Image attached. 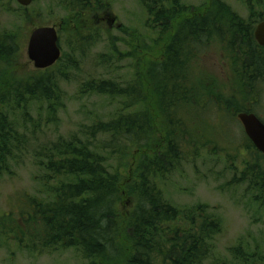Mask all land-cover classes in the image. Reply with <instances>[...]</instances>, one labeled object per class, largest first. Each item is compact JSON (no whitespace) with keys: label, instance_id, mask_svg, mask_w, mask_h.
<instances>
[{"label":"trees","instance_id":"obj_1","mask_svg":"<svg viewBox=\"0 0 264 264\" xmlns=\"http://www.w3.org/2000/svg\"><path fill=\"white\" fill-rule=\"evenodd\" d=\"M59 1L74 36L73 48L84 52L101 36L89 19L102 3ZM139 2L146 15L145 28L162 34L157 41L160 58L142 68L143 77L134 64L138 74L132 83L91 78L80 84V94L117 98L120 103L112 118L85 127L81 136L59 139L35 151L45 197L23 195L17 221L10 213L0 218V231L21 247L72 249L88 264H204L215 251L220 220L204 206L184 211L170 205L157 180L164 181L177 169L189 147L225 151L212 136L199 142L190 123L217 115L216 121L228 128L241 112L260 118L252 105L264 90V47L253 36L254 25L262 21L254 10L261 0H243L246 20L220 0L207 8H189L179 0ZM213 39L224 45L229 60L232 85L227 96L205 86L207 77H193L189 70L195 52ZM17 53L15 34L0 31V176L9 171L14 154L26 148L17 120L23 122L35 106L46 104V113L53 116L62 105L58 77L65 79L66 73L55 68L59 60L46 70L15 76L11 67ZM101 56L97 62H108ZM149 107L162 119L164 135L158 141ZM242 139L235 151H245L250 158L243 161L239 178L264 197V156L243 131ZM132 151L140 156L123 182L117 167ZM124 196L132 203L125 218L120 213ZM229 253L241 264L260 263L257 254L246 255L238 245Z\"/></svg>","mask_w":264,"mask_h":264},{"label":"rangeland","instance_id":"obj_2","mask_svg":"<svg viewBox=\"0 0 264 264\" xmlns=\"http://www.w3.org/2000/svg\"><path fill=\"white\" fill-rule=\"evenodd\" d=\"M99 1L102 9L90 15L89 25L96 27L101 36L84 52L73 48L74 36L64 22L66 10L62 4H58L59 0H34L27 8L19 6L15 1L3 0L0 3V31L13 32L17 39L18 53L11 72L15 76H26L46 70L35 69L28 59V38L35 28L54 26L61 52L59 64L55 68L60 67L66 73L65 79L56 75L60 78L59 88L63 97L61 107L53 116L46 113L44 104L33 107L36 109H32L23 122L17 120V129L25 137L23 145L26 148L14 154L9 171L0 176V218L10 213L14 221H17L23 195L43 198L45 190L40 183L42 171L34 161V153L39 151V147L72 135L79 137L85 127L107 121L116 113L119 99L80 94V84L91 78L110 79L123 85L132 83L138 73L143 77L142 68L146 69L152 61L160 58L157 41L162 34L145 28L146 15L139 0ZM179 1L189 8H207L214 0ZM220 1L229 5L241 18L247 19L248 12L243 6V0ZM255 9L264 20V0ZM130 47L137 50L132 51ZM224 51V45L218 39L211 40L204 50L195 52L189 70L193 77H207L205 86L215 90L218 95L227 96L232 85V79L229 80L232 75ZM101 55L108 62H97ZM134 64L138 69L137 74ZM255 97L257 103L252 106L260 118H264V90ZM149 110L155 118L154 140H161L164 135L162 119L157 117L152 108L149 107ZM204 116L206 122L200 119L190 123L191 133L199 142H203V136L213 137L220 149L225 151H211V147L203 149L201 146L194 151L189 147L177 169L173 168L164 181L157 180L159 189L170 205L184 211L204 206L220 220L221 233L214 240L215 251L204 264H212L214 261L218 264H241L229 253L236 245L241 246L246 255L257 254L260 263L256 264H264V197L256 194V190H250L247 183L239 178L243 161L250 158L245 151H235L242 144L243 129L234 119L227 128L216 121L217 115L212 118ZM137 154L138 151L128 153L127 158L117 167L123 182L130 178L134 161L140 156ZM131 207L130 199L124 196L120 206L123 218L127 217ZM0 264L88 263L72 249L32 250L21 247L0 231Z\"/></svg>","mask_w":264,"mask_h":264},{"label":"water","instance_id":"obj_3","mask_svg":"<svg viewBox=\"0 0 264 264\" xmlns=\"http://www.w3.org/2000/svg\"><path fill=\"white\" fill-rule=\"evenodd\" d=\"M14 1L21 7H28L33 0ZM253 36L258 46L264 47V21L256 25ZM27 56L38 70L47 69L59 60L60 49L55 27H41L31 32ZM236 118L254 148L264 156V123L252 113H238Z\"/></svg>","mask_w":264,"mask_h":264}]
</instances>
